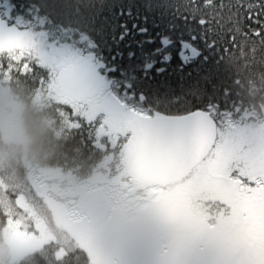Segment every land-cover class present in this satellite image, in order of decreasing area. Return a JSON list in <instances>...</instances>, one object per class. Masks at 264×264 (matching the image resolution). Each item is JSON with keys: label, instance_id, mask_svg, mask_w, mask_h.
Instances as JSON below:
<instances>
[{"label": "snow or ice", "instance_id": "snow-or-ice-1", "mask_svg": "<svg viewBox=\"0 0 264 264\" xmlns=\"http://www.w3.org/2000/svg\"><path fill=\"white\" fill-rule=\"evenodd\" d=\"M238 7L243 15L227 21L231 46L238 37L264 38V2ZM77 14L111 42L106 57L92 42L84 51L87 32L52 21ZM181 19L162 0H100L83 13L69 0H16L0 14V78H31L61 106L66 128L104 140L118 159L140 147L155 169L173 162L218 185L230 234L185 227L165 185L151 212L124 227L121 264H247L249 242L264 249V130L229 127L218 142L216 128L229 113L220 105V69L206 51L222 24L206 13ZM146 91L182 93L187 104L161 112L126 102L146 99ZM12 226L22 243L32 242L20 222Z\"/></svg>", "mask_w": 264, "mask_h": 264}, {"label": "trees", "instance_id": "trees-1", "mask_svg": "<svg viewBox=\"0 0 264 264\" xmlns=\"http://www.w3.org/2000/svg\"><path fill=\"white\" fill-rule=\"evenodd\" d=\"M32 5H43L50 0H27ZM59 2V0H57ZM79 4L81 12H86L100 0H69ZM177 21L184 24L182 15L194 14L199 17L207 14L215 16L222 24L209 34V40L216 39L214 47L206 51L210 63L215 61L220 69V105L228 110L224 121L245 127L251 124L264 130V38L238 37L236 46L227 41V21L243 15L240 3L259 4L264 0H162ZM16 0H0V14H5ZM224 5V7H221ZM42 11L50 10L41 9ZM259 12V8H254ZM57 25L70 26L87 32L89 40L81 46L86 53L93 51L89 43L98 45L96 53L105 57L111 42L104 35H95L91 26L77 15L52 16ZM188 23H193L191 20ZM0 84L9 87L12 94L22 102V127L28 142L24 147L0 140V264H115L99 259L94 248H83L65 229L55 225L53 211L48 207L44 193L38 188L33 175V167L61 169L70 172L78 179H92L105 152L94 143V137L86 132L69 130L62 123L61 106L53 97L38 91L35 82L25 76L13 74L10 79L0 78ZM146 99H127L137 108L161 112H176L187 104L182 93L146 91ZM124 94L121 93V96ZM80 191L77 188L76 193ZM67 195V193H65ZM83 212V211H82ZM83 219L88 218L83 212ZM88 221V220H87ZM20 222L22 230L39 231L42 223L56 238L42 248L28 253L18 261L12 259L6 232L11 223ZM79 239V238H78ZM80 240V239H79ZM81 241V240H80ZM91 255L96 262L91 259Z\"/></svg>", "mask_w": 264, "mask_h": 264}, {"label": "flooded vegetation", "instance_id": "flooded-vegetation-1", "mask_svg": "<svg viewBox=\"0 0 264 264\" xmlns=\"http://www.w3.org/2000/svg\"><path fill=\"white\" fill-rule=\"evenodd\" d=\"M229 127L235 125L224 121L223 127L218 128V142L220 133ZM103 148L106 154L97 162L93 178L78 181L80 191L75 203L88 216L87 226L92 230L91 247L98 257L121 264L124 227L151 212L156 196L165 185L129 175L133 150L129 149L118 159L110 147L104 145ZM163 191L169 195L173 211L185 227L223 230L230 234L227 208L221 203L224 198L212 177L197 172L166 184ZM244 258L247 264H264V249L258 250L249 242Z\"/></svg>", "mask_w": 264, "mask_h": 264}, {"label": "rangeland", "instance_id": "rangeland-1", "mask_svg": "<svg viewBox=\"0 0 264 264\" xmlns=\"http://www.w3.org/2000/svg\"><path fill=\"white\" fill-rule=\"evenodd\" d=\"M3 92L9 93L13 99V103L19 117V127L21 135L24 142L27 143L28 137L23 130L21 116L24 106L22 102L12 94L8 86L0 84V93ZM41 94L42 93L37 94V100L38 96L42 97ZM101 114L103 115V113ZM248 125L257 130H261L256 125ZM97 143H99V140L97 141ZM33 175L36 179L38 188L44 193V199L48 207L53 211V220L55 225L58 226L61 230L65 229L73 238L78 241V243L83 248L88 250V248L91 247L90 241L92 237V230L87 226L86 222L79 219L80 211L78 212V209L74 203L76 199L72 195V193L75 192L73 189L76 187V184L72 186L73 181L71 178L73 177V175L70 172L62 171L61 169L56 170L44 167H33ZM64 178L69 180H65ZM203 188L204 186L201 187V189ZM67 192L68 195L66 196L65 193ZM14 224L15 223H11L9 225L6 232V240L9 245L12 259L15 261L20 260L28 253L39 250L46 243L56 238L54 233H52L47 227H45L44 224L39 222V224H37L39 231L37 232L22 230L32 241L31 243L27 244L22 243L21 239L14 233L12 226ZM78 238L83 242H81ZM94 253H96L95 250ZM91 259L96 262L93 258V255H91Z\"/></svg>", "mask_w": 264, "mask_h": 264}, {"label": "water", "instance_id": "water-1", "mask_svg": "<svg viewBox=\"0 0 264 264\" xmlns=\"http://www.w3.org/2000/svg\"><path fill=\"white\" fill-rule=\"evenodd\" d=\"M130 168L134 174L153 183L167 184L188 175L187 170L181 169L173 162H169L161 168L155 169L146 153L140 147H137L132 154Z\"/></svg>", "mask_w": 264, "mask_h": 264}, {"label": "clouds", "instance_id": "clouds-1", "mask_svg": "<svg viewBox=\"0 0 264 264\" xmlns=\"http://www.w3.org/2000/svg\"><path fill=\"white\" fill-rule=\"evenodd\" d=\"M0 140L19 147L25 146L19 127V117L13 99L7 92L0 93Z\"/></svg>", "mask_w": 264, "mask_h": 264}]
</instances>
